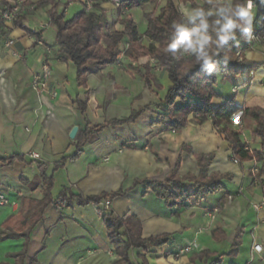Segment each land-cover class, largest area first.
Listing matches in <instances>:
<instances>
[{"label":"crops","instance_id":"0c3cea01","mask_svg":"<svg viewBox=\"0 0 264 264\" xmlns=\"http://www.w3.org/2000/svg\"><path fill=\"white\" fill-rule=\"evenodd\" d=\"M41 1L29 0L33 4ZM56 2L60 3L59 11L67 4V0ZM52 6L50 3L27 13L22 27L5 24L0 36V194L17 204L0 207V230L8 220V225L16 226V218L26 213L29 200L43 198L44 183L39 170V164L43 163L47 167L46 176L54 178L51 192L54 199L64 188L83 198L127 190L126 195L111 199L113 217L131 214L139 218L143 238L174 235L162 247L132 249V264H144V257L146 264H194L191 257L203 250L227 254L239 228L244 230L239 255H225L222 264H264V251L250 263L254 240L264 248V210L258 212L252 207V203L258 204L264 198L254 179V170H261L264 160L233 163L231 145L218 133L211 119L202 125L191 120L181 131L175 132L153 125L157 113L150 110L134 123L106 126L113 119L127 118L134 111L164 99L170 84L168 75L162 71L158 79L162 90L155 86L154 90L150 89L139 75V71L145 73L146 66L150 65V56L137 59L128 54L113 65L95 69L88 77L87 86L79 87L74 65L59 58L55 27L48 13ZM104 8L110 9L106 4ZM145 13L142 7L130 11L133 20L142 24L138 27L142 37L148 29ZM67 14L68 8L66 17ZM46 24L47 28L38 33L33 31ZM50 31H53L52 36H48ZM8 39L14 41L13 46H6ZM47 59L52 64V75L47 81L50 91L39 93L32 87L33 75L41 71V62ZM247 60L262 64L264 54L250 52ZM153 70L150 72L156 76ZM259 70L264 71V68ZM250 79L248 74H242L234 84L220 80L214 87L217 96L212 105L220 107L235 96L239 107L264 108V95L254 94ZM86 93L89 94L88 108L83 113L75 100L84 98ZM237 116L239 118L240 114ZM76 126L78 132L71 139L70 133ZM245 135L250 148L261 152L260 139L251 131H246ZM78 151L75 159H69L55 171L56 163L65 157L72 158ZM33 152L41 156L40 160L30 157ZM15 156L24 159L10 162ZM199 156L204 159L212 156L208 176L227 177L223 179L224 190L205 200H192L184 207L170 208L145 184H135L143 180L164 182L179 157L180 177L198 175ZM226 199L228 202L221 208L220 204ZM214 208L218 212L210 222L208 213ZM24 241L0 240V263L15 264L16 260L8 254L22 250ZM191 244L200 251L194 248L185 251ZM118 259L108 240L104 217L98 215L93 204L80 205L75 199L68 206L48 205L42 219L30 232L24 264H116Z\"/></svg>","mask_w":264,"mask_h":264},{"label":"trees","instance_id":"16d2710c","mask_svg":"<svg viewBox=\"0 0 264 264\" xmlns=\"http://www.w3.org/2000/svg\"><path fill=\"white\" fill-rule=\"evenodd\" d=\"M159 0H122L121 7L118 8L119 15L127 9L128 11L141 8L145 4H156ZM190 3V7L207 6V3L198 4L195 0H184ZM5 5H9L4 1ZM26 5L33 4L29 0H24ZM52 3V8L49 10L50 23L55 27V43L59 48V58L65 62H71L77 73V84L79 87H86L89 75L97 68H105L117 63L123 55V44L129 43L128 53L134 58L150 56L153 69L160 68L161 71L167 73L170 84L167 88V93L164 99H158L145 107L134 111L129 117L124 119H113L106 126H120L128 123L136 122L145 112L154 110L157 113V119L153 125H162L167 129L175 132L181 131L186 127L191 120L196 124L202 125L209 119L213 121L218 133L223 135L230 143L233 150V156L240 161H263L264 160V109L260 107L243 108L236 104V97L232 96L227 99L220 107H214L212 100L217 96L214 87L221 80L223 83L230 82L234 84L238 76L248 74L251 71L259 70L263 67L262 64H257L243 60L240 62L237 59V52L246 46L248 42L241 33H237L236 41H230L225 46V51L229 52L232 60L225 63L223 60L224 53L222 52L217 59V70L208 74L200 65H196L194 57L180 56L179 58L164 51L166 38L171 31L173 21L181 18L182 14L179 11L174 0H166L165 4L159 11L154 10L151 13H145V18L148 21V29L142 37L138 30L137 23L126 12L123 16V29H112L114 25L110 21L107 11L100 8L99 5H94L93 11L85 8L76 13L72 18L66 17L67 5L59 11V2L56 0H43L36 3V9L42 8ZM100 8L101 10H98ZM26 14L22 15L14 24L23 26L22 19ZM262 15L257 14L253 21V33L261 32L264 28L262 23ZM39 38L41 37L37 34ZM149 41L148 45L143 44V39ZM150 66V65H149ZM146 66L145 73L139 71V75L145 82V85L150 89L153 86L157 90H162L163 86L157 78L151 74L150 67ZM222 76L219 79V76ZM78 108L83 112H87L88 95L84 98L75 100ZM240 114V122L242 129L250 130L255 138H259L262 145V151L257 152L247 150L242 143L240 134L241 130H234V115ZM192 117V118H191ZM105 126H101L103 128ZM79 151L72 157L63 158L55 165V171L65 165L69 159H75ZM212 156L204 159L198 157L200 172L198 175H187L180 177L178 170L181 164V157L164 182L157 181H136L135 184L142 183L153 193L165 200L170 208L184 207L189 202L194 200L199 202L205 200L209 195L224 190L225 186L223 179L226 176L212 174L208 176V165ZM16 159H24L23 156H15L10 158V162ZM40 175L44 183V195L41 200H29V205L26 213H20L17 216L16 226L12 227L9 221H6L0 230V240L8 239H24L22 250L16 253H9L8 257L16 260L15 264H24L27 257L29 235L31 230L39 223L43 217V213L48 205L53 204L59 207L60 204L68 206L75 199L80 205L91 204L94 199L121 197L126 195L127 190H119L110 194L103 193L100 196H90L83 198L80 195H75L71 189L64 188L57 199L52 197V189L54 187V178L46 176L47 167L45 164H39ZM264 174V167L261 169L259 177ZM264 193V180L259 178L257 181ZM228 200L222 201V208ZM215 209V208H214ZM104 224L107 229L108 240L114 246L118 256L116 264H132L130 260V252L132 249L147 250L150 247H162L168 244L173 238L172 234H163L157 237L143 238L142 223L139 218L131 214H126L122 217H113L112 214L104 216ZM8 225V226H7ZM221 234L223 230L219 229ZM244 230L237 229L235 239L231 245L230 251L227 254H217L210 250H203L200 253L193 254L191 261L194 264H222V257L225 255L237 257L242 245V237ZM216 237V231H213ZM147 263L144 257V264ZM9 264V263H0Z\"/></svg>","mask_w":264,"mask_h":264},{"label":"clouds","instance_id":"9594fccd","mask_svg":"<svg viewBox=\"0 0 264 264\" xmlns=\"http://www.w3.org/2000/svg\"><path fill=\"white\" fill-rule=\"evenodd\" d=\"M254 0H207V6L185 10L180 19L171 24L164 51L173 57H194L196 65L212 74L217 70V57L223 52L225 63L232 60L225 46L236 41L241 33L247 41L253 39V21L256 13ZM253 92L264 95V71L249 73ZM256 252L264 251L257 245Z\"/></svg>","mask_w":264,"mask_h":264},{"label":"built area","instance_id":"2783aa9c","mask_svg":"<svg viewBox=\"0 0 264 264\" xmlns=\"http://www.w3.org/2000/svg\"><path fill=\"white\" fill-rule=\"evenodd\" d=\"M4 1H7L9 5H5ZM105 2L111 3L113 7H120L122 0H104ZM255 2V9L254 11L257 14L262 15V23L264 26V0H254ZM0 8H1V14H0V36L3 34V26L7 23H12L16 22L22 15L27 14L29 12H33L36 10V4H30L26 5L24 1H16L13 2L11 0H0ZM86 10L87 11H93V7L91 3L86 4ZM48 24L46 25H41L39 28H36L33 30L35 33H38L39 31L47 28ZM253 39L251 41H248L246 43L245 47H242L238 52H237V59L242 62L243 60H246V56L250 52H262L264 54V28L261 32H256L253 33ZM41 41V40H40ZM39 41V42H40ZM14 41L12 39H8L6 42L7 47L13 46ZM48 55L51 54L50 47L47 50ZM42 68L40 72H37L33 75V81H32V87L36 92H46L50 91L48 89V79L52 75V64L51 60H42ZM263 68H264V62L262 63ZM253 72V71H251ZM250 72V73H251ZM251 78V77H250ZM236 91V87H235ZM52 94H55L54 92H51ZM233 129L234 130H241V140L243 145L247 150H250L253 152V150L250 148L248 142H245V131L242 129V124L240 122V119L238 116L235 114L234 115V124H233ZM30 157L34 160H40L41 156L37 153H31ZM232 161L236 164H239L241 161L238 158L232 157ZM257 170H254V172ZM264 179V177H262ZM99 210L98 214L100 216H103L104 214H107V211L110 210L111 205H112V200L110 198H104V199H94L92 202ZM16 206L17 204L14 202H11L7 196L4 194H0V207L2 206ZM252 207L260 212L261 210H264V198L263 200L258 203V204H253ZM218 212V209H213L211 212L208 213V219L210 222H212L215 217L216 213ZM259 245L263 248V245L257 242V240H254L253 245H252V257L250 260V263H252L255 260L256 255L261 254L262 252H256L255 247ZM194 248L195 251H200V249L196 247H192V244L189 245L185 251H191Z\"/></svg>","mask_w":264,"mask_h":264},{"label":"rangeland","instance_id":"374dc122","mask_svg":"<svg viewBox=\"0 0 264 264\" xmlns=\"http://www.w3.org/2000/svg\"><path fill=\"white\" fill-rule=\"evenodd\" d=\"M74 0H67V8H68V14H67V18L69 19V18H72L76 13H78V12H80V11H82L84 8H85V4L83 3V2H81V1H79V0H75V2H73ZM175 1V3H176V5H177V7H178V9H179V11L181 12V14L185 11V10H188V9H191V7H190V3L189 2H186V1H184V0H174ZM198 4L199 3H207V0H203V1H201V0H195ZM71 2H73V3H71ZM87 2L88 3H91L92 4V7H93V9H94V5H99V7L100 8H103V9H105L104 8V6H105V4L110 8V9H105L106 11H107V14H108V17H109V19H110V21L111 22H113V26L111 27L112 29H117V30H121V29H123V27H124V24L122 23L123 21H122V19H123V16H125V13L124 12H126L127 14H128V16H130L131 18H132V15L130 14V11H128L127 9H124L125 11L122 13L123 15H119V13H118V8L117 7H113L112 6V4L111 3H108V2H105L104 0H87ZM165 2H166V0H159L158 1V3H156V4H148V5H146V6H142V10L144 11V12H146V13H151L152 11H154V10H157V11H159L160 10V8L165 4ZM35 4V3H34ZM60 4V3H59ZM121 7V6H120ZM63 8H64V6H63ZM62 8V9H63ZM100 8H98V10H101ZM256 13V12H255ZM133 19V18H132ZM117 24H120V25H118L117 26ZM122 25H123V27H122ZM138 25V24H137ZM141 23L138 25V27L139 28H141ZM52 30H54V29H52ZM53 35V31L51 32H48V36H52ZM143 44L144 45H148L149 44V41L147 40V39H143ZM122 48H123V55H125V56H128V48H129V43H124L123 44V46H122ZM132 56V55H131ZM133 58H134V56H133ZM151 58V57H150ZM139 59V58H138ZM246 59H247V56H246ZM152 61V60H151ZM147 66H149V65H147ZM151 66H154V64L152 63V62H150V71L151 70H153L152 69V67ZM147 69V68H146ZM154 72H155V77L157 78V80L159 79V77L161 78L162 77V71L160 70V68H155L154 70H153ZM250 77V76H249ZM168 80H169V78H167ZM250 81H252L251 79H250ZM86 95V94H85ZM84 95V96H85ZM87 95H89L88 93H87ZM258 107V106H257ZM260 108H262V107H260ZM264 109V108H263ZM244 131L246 132V131H250V130H245L244 129ZM233 162V161H232ZM234 163V162H233ZM260 171L261 170H257V171H255V180L256 181H258V179L259 178H261L262 179V177H263V175H261L260 177H259V174H260ZM91 204H93V203H91ZM94 205V204H93ZM95 206V205H94ZM96 207V206H95ZM96 210H97V213L99 212V210H98V208L96 207ZM107 214H112V205H111V208H110V210L109 211H107ZM99 215V214H98ZM106 214H104L103 215V217L105 216ZM100 216V215H99ZM112 216H113V214H112Z\"/></svg>","mask_w":264,"mask_h":264},{"label":"water","instance_id":"95a60500","mask_svg":"<svg viewBox=\"0 0 264 264\" xmlns=\"http://www.w3.org/2000/svg\"><path fill=\"white\" fill-rule=\"evenodd\" d=\"M77 132H78V127L76 126V127H74V128L72 129V131H71V133H70V138H71V139H74V138L76 137Z\"/></svg>","mask_w":264,"mask_h":264}]
</instances>
